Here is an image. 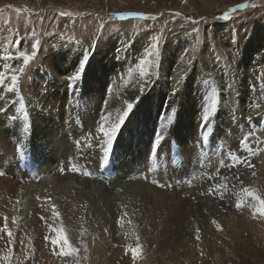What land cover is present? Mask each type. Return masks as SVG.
<instances>
[{"label": "rangeland", "instance_id": "374dc122", "mask_svg": "<svg viewBox=\"0 0 264 264\" xmlns=\"http://www.w3.org/2000/svg\"><path fill=\"white\" fill-rule=\"evenodd\" d=\"M118 1L122 5L118 6L115 0H106L110 9L112 8L111 10L106 8V10L101 0H96L99 4L98 8H92L88 3L90 7L85 4L84 9H78L73 3L71 5L64 0H0V76L9 77L14 70H17L15 63L12 60H7L8 56L19 58L21 52L31 56L33 43L38 42V49L43 45L46 48L48 41L55 36L78 42L75 43L77 46L82 41L90 43L89 47L92 46L93 49L92 52H87V63L78 81L74 83L69 81L68 83L65 79V82L63 80L54 82L53 76L48 74L49 84L46 87H49V90L44 92H38L39 88L34 87L35 84H32L31 81L33 72L38 76H43L46 73L43 65L39 66L40 54L37 56V49V55L30 61L20 78L19 93L24 109L11 111L10 114L0 112V124L2 123L1 125L6 127L7 136H10L16 143L24 145L23 158L29 160L30 168L32 166L41 168L43 164L48 163L47 160L49 162L51 160L49 164L54 165L56 162L52 163V161L57 158L56 152L61 148L63 153L61 156L66 158L64 160L66 163L60 164L58 168L55 166L54 169L56 171L57 168V173L62 177L69 178H67V182H58L53 179L57 178V173L46 172L45 178L42 176L41 179L40 176L34 178V175H31L33 178H30L29 183L20 186L24 189L28 188L31 194L27 195L21 189L19 191L21 196L17 197L15 209L13 210L12 202L9 208L2 211V214L13 216L12 220L15 218L14 226L17 231L23 234L25 240L27 239L26 243L30 237L39 235L50 248L63 244V240L57 244L52 243V240L57 238V232L53 229H62L64 240L75 239L77 240L75 242L79 243L85 242L88 235L96 233L95 236L111 249L115 256L113 258H117L115 264H119L122 258L133 254L132 249L127 247L129 241L142 244L145 237L150 238V234L145 233L146 227L157 229L165 216H171L178 200H183L185 204L182 203L184 204L182 206L185 210H189V204L196 201L195 193L198 190L203 192L205 189L203 194L209 199L205 203L228 202V204H236L240 197L236 189L238 186L240 189L244 188L242 177L244 173L250 171L247 168L250 167V164L248 166L241 165L242 167L239 165L229 166L230 168L221 172L219 178L205 174L206 176L201 175L199 179H196L198 173L194 170L193 173L189 172L183 176V179L186 177L194 179L195 185L192 184L193 186L187 189L190 193L178 196L175 193L177 191L171 192L172 188L164 180L165 167L161 165V162H165L164 152L169 148L167 142L173 140L167 141L164 138L165 141L162 140V143L156 146L153 145V140L156 134L162 131L166 133V137L170 133L168 125L171 123L175 125V128H178L181 121L179 127L184 126L182 118L185 116L183 115L182 118L179 116V101L176 97L167 103L166 108V105H162L161 113L151 121L149 112L145 118H142L140 112H132V110L115 139L109 162L103 165L101 162V145L103 143L99 141L101 136L98 132V135L95 134L91 128L99 127L101 116H110L111 105L125 101V99H120L122 91H128L136 83L134 80H130V77L133 76L132 79L134 76L139 77L137 64L144 55L140 47L146 40V37L136 38L134 44L136 52L132 55L131 61L126 56L119 54L123 48H118L116 37L107 39L111 34L125 32L133 33L135 37L138 34H144L147 35L149 42H153L154 38H159L160 55L157 58V63L151 69L150 78L154 77L157 70L163 65L168 69L177 62L187 64V61L193 57H202L204 61L206 60L205 63L212 70L204 75L207 80L205 90L196 92L199 98L194 110L198 121V132L189 133L184 128L182 133L186 131L188 138L191 141L198 140L199 144L204 136L208 142L207 137L210 135L209 149L215 150L218 156L219 151L224 153L231 151L237 154L247 152L246 154L253 159L257 173L264 172V107L252 116L255 121L254 123L251 121V124L244 120V116L240 113L248 106L247 111L249 112L257 109L254 107L256 105L254 102H252L253 105L248 104L247 97L249 95L255 98V102H259L260 99V104L262 100L264 102V0ZM241 4L248 5V7L238 8L237 6ZM234 8L235 11H230ZM187 9L188 11H186ZM225 12H230V19H221ZM61 13H71V15H61ZM128 13H143L145 18L132 15L120 18L121 14ZM176 13L180 15H176ZM151 17H155V19ZM160 18L164 20L162 22L163 32L159 23ZM220 25L221 28L216 29V26ZM207 28L211 37L209 50L202 46L203 32ZM223 32L226 35L222 37ZM99 42H105V44L101 46ZM166 43H169L170 47L175 50V52L173 51L174 56L169 60L165 59L163 51L160 50V45L164 49ZM231 43H234L235 47L230 55L227 48ZM250 47L252 50L248 56L245 48ZM245 56L249 57L248 61L244 60ZM136 77L135 79H137ZM157 79L156 75L153 83ZM160 88H163L162 84ZM101 89H103V98L99 100V106L96 108L94 104L98 94L102 91ZM145 91H148V88ZM124 94L130 95L127 92ZM144 96L146 97V95ZM74 101L81 104L77 107L78 109L72 107ZM169 107L176 110L175 113L173 112L176 114L173 120L171 119L172 112L168 113L171 116L168 115L167 118L166 110ZM58 108H63L67 115L65 117L60 115L58 117H62L59 119L56 115ZM165 111L166 114L163 115ZM205 114L208 115L207 124L210 125V129L206 132L207 124L202 123ZM1 115H5V117L8 115V117L3 119ZM79 116L83 121L84 117H91L92 121L90 123H74L75 119L80 118ZM156 118L159 122L163 119L167 123L164 121L163 126L155 124L154 128L153 123ZM135 121H140L137 141H123V137L130 130L129 128L132 130L133 126V129L134 127L136 129ZM147 124H151L150 129L147 128ZM64 127L67 128L66 146L59 137L60 129H64ZM54 132H58L59 135H55ZM33 135L37 137L32 138ZM246 135L250 150L244 149L241 145V141ZM205 144L208 147L209 142ZM13 148L7 155L9 160L17 159L18 152L13 151ZM34 149L38 152L35 155L31 154ZM213 161L215 160L213 159ZM22 164L23 162L19 163L21 166ZM18 168L17 164L15 167L7 169L2 166V161H0V177L5 173L14 175ZM24 169L25 167H23ZM44 170H46L45 167ZM34 172L33 170L29 173ZM241 174L243 175L241 176ZM85 182H88L89 186H86ZM217 186H222L219 191H215ZM9 187L15 193L14 187L11 185ZM225 187H232L237 192L235 197L231 196L233 193H226L223 189ZM211 189L213 194H209ZM165 192L168 196L172 194L174 196L165 200ZM220 192L223 194V198H221ZM22 193L27 197L22 196ZM74 194L78 201L84 197L86 203L84 200H81L80 203L72 201L70 196ZM144 194L151 196L154 201L152 203L155 205L152 219H148L144 214L142 207ZM200 198L203 201L206 197ZM246 199V203L253 201L251 197ZM198 214V216L195 213L188 216L192 221L190 227L193 226L191 232V229L187 231L188 239L201 245H193L197 252L196 256L202 257L203 253V258H200L201 261L196 264H208L207 260L215 252L213 249L210 252V248L205 246L208 241L206 232L207 229L213 228L211 230L214 232L210 230L213 232L212 234L218 235L219 229L213 225L221 224L216 220V213L213 210L208 211L205 205L201 206ZM31 215L35 216L37 223L31 224ZM193 219H195V223H193ZM205 226L207 229L204 228ZM197 229L199 230V240L196 239ZM243 239H246V243H248L246 247H249L251 257H254L258 264H264V240L251 232ZM229 246L227 245L225 248H229ZM225 248L224 251H227ZM176 250H179L180 260L182 257V260L186 259L182 253L183 249L176 248ZM77 257L80 264L86 263L83 252H80ZM23 261L25 262L26 259ZM9 264H23V262Z\"/></svg>", "mask_w": 264, "mask_h": 264}, {"label": "bare ground", "instance_id": "6f19581e", "mask_svg": "<svg viewBox=\"0 0 264 264\" xmlns=\"http://www.w3.org/2000/svg\"><path fill=\"white\" fill-rule=\"evenodd\" d=\"M102 1L104 3V4L102 3L104 9L106 8L110 9L106 0H101V2ZM64 2L71 4V5L73 3V5L78 9H84L85 8L84 5L85 4L88 5V3L91 5L92 8H96L97 5H99L98 2H96V0H64ZM115 3L118 4V6H120L121 4V2H119L118 0H115ZM186 11H188V9ZM162 22H164V20L160 18L159 23L162 28L161 31L163 32ZM219 28H221V25L216 26V29H219ZM221 35L223 37L226 35V33L223 32V34ZM113 37H116L117 39L118 48L119 47L123 48V51L119 54L126 56L127 59H130L131 61L133 59L132 55L136 52V50L134 49L136 38L142 39L146 37L145 43H143L142 46L140 47V49L143 50V53H145V50H147L151 44V42L148 41L147 35H144V34L143 35L138 34L135 37L133 36V33L119 32L118 34H111V36H109L107 39L109 40ZM203 38H204V42H202V46L203 48L206 47L209 50L211 47V39H210L211 37H210V32L208 28L204 30L203 32ZM122 40H124V42H122ZM75 43L77 44L78 42L55 36L54 38L48 41V45L46 48H44L45 47L44 45L40 46V48L38 49V55H37L39 56L40 54L39 66L43 65V68H45L46 73H44L43 76H38L37 73L33 72L32 79H31L32 84L33 83L35 84L33 86L39 88L38 92L40 91L44 92L45 90L46 91L49 90V87H46V85L49 84L47 81L48 74L53 76L54 82L56 80L58 82H60L61 80L65 82V79H66V81H68L69 83L70 81L69 77L75 74L78 67L81 66V61L85 60L87 62V57H88L87 52L89 51L90 53L93 51L92 46L89 47L90 43H86L83 41L79 42L78 46L75 45ZM104 44L105 42H99V45L101 46H103ZM23 45H25V43H23ZM160 46H161L160 50L163 51L162 54L166 60H169L174 56L175 50H173L170 47L169 43H166L164 45V47H166L164 49L162 45ZM234 47H235V44L231 43L230 47L227 48L230 55L234 51ZM252 47L245 48L247 52L246 54L248 56H249L250 51L252 50ZM248 56L244 57L245 61H248V58H249ZM7 60H12L13 63H15L17 70L23 65L22 57L20 56L19 58L8 56ZM191 60L193 61L191 64L189 63L182 64V62H179V63L177 62V64H175L174 66H170L168 69L164 67L163 65L160 67V69L157 70L156 72L157 74H155L154 77H151L144 81H140L139 77H136V76H134V79H132L133 76L130 77V80H134L136 83L128 91L123 90L120 99H125V101H130L134 103L135 106L132 112H140L142 118H145V116L149 112L150 118H151L150 121H151L153 120L152 118L157 117L158 114L161 113L162 108H163L162 105L164 106L166 105L165 106L166 108L167 103H169L172 99H175L177 97L179 101V116L181 118L183 115L185 116V118H182L184 121V126L179 127L181 125V121H180V125L178 126V128H175V125L171 123L168 125L169 126L168 129L170 133L166 137H165L166 133H164V131L161 132V134L163 135L165 139H167V141L169 139L173 140V141H168L169 143L167 142V146L169 148L166 152H164L165 162L164 161L161 162V165L165 167L164 180L166 181V184H168V186L172 188L171 192L177 191L175 193L178 196H181L182 194L184 195V194L190 193V191H188L187 189L195 185V183L193 182L194 179H191L190 177H186L185 179H183V176L184 174H188L189 172L191 173L194 170H196L195 172L198 173V178L196 179H199L201 175L203 176L205 174L214 175L216 178H219L220 174H222L221 173L222 171L230 168L229 167L231 163L230 155L235 154L241 159L247 161V164H239V166L241 165L248 166V164H250V167H247L248 169H250V171L247 170L248 172L246 173L242 172L244 173V175L241 174V176L243 175L242 181H244V184H245L243 187L253 189L257 194H259L260 196H262V198H264V172H262V174L257 173L254 167L255 165H254L253 159H251L250 155L246 154L247 152H242V153L240 152L237 154L231 151L227 153H224L223 151H219V156H218L217 153H215V150L211 151L209 149L210 148V140H209L210 135L207 137L208 142H209L208 147H207L205 143H208V142L205 139V136H204V139L202 138L200 140V144H199L198 140L191 141L190 138H188V134L186 133V131L182 133L184 128H186L187 132L189 133L198 132V121L195 117V110H194L195 106L198 104V102L196 101L199 98L196 92H199V91L203 92L205 90V82L207 80L205 79L204 75L205 73H208L212 70V68L207 63H205L206 60L204 61L202 57L201 58L193 57L191 58ZM17 75H19L20 78L22 76V74H20L19 72H17ZM156 75L158 79L155 81V83H153ZM84 76L86 75L84 74ZM135 77L137 79H135ZM4 79H5L4 84H0V107L6 110L4 111V113L6 112V114H10L11 111H16L18 109L22 111V109H24V105L21 101L19 90L16 93L8 92L7 85L10 84L11 81L8 77H4ZM177 81H179L178 84H177ZM40 82H41V86H40ZM20 84L21 83L19 81V88H20ZM161 84L163 86L162 89L160 88ZM141 87H143L144 89L143 91H140ZM146 88H148V91H145ZM173 89H176L175 96H172ZM101 90L102 91L100 94H98L97 98L95 97L97 99V101L94 104L96 108H98L99 106V100L103 98V95H102L103 89ZM125 92L129 93L130 95L129 96L125 95L124 94ZM144 95H146V97ZM136 99L138 100V102H136ZM254 100L255 98L252 97L251 95L247 97L248 104L250 103L251 105H253L252 102H254V104L256 105L259 104V108L254 109V111L249 112L247 111V109H249V106H248V108L242 109L240 111V113H242V115L244 116V120L248 121L249 124H251V121L252 123H254L255 120H253L252 116L256 114L257 112H260V108L263 109L264 107L263 100L261 104L259 103L261 99L260 101L258 100L259 102H255L256 100L255 101ZM125 101L118 102V103L111 105L110 116H106V117H109V120L106 121V123L110 124L114 122L117 119V117L120 114H122L123 110L126 107ZM73 103L74 104H72L73 105L72 107L75 109H78L77 107L81 106L79 102L74 101ZM149 108H150V111H149ZM166 111H167V118H168V115L169 117L171 116V114H168L169 112L170 113L176 112L175 108L172 110V107H169V109ZM166 111L163 113V115L166 114ZM174 113L171 118L172 120H173V117L176 115ZM56 115L57 117L60 115L65 117L67 115V112L63 108L62 109L58 108L56 111ZM1 116H3L2 117L3 119L4 118L7 119L6 117H8V115H6V117L5 115H1ZM61 117H58V118L61 119ZM249 117H251V119H249ZM90 119L91 117H84V121H83L80 117L78 119H75L74 123L76 124H80L81 122L90 123V121H92ZM164 121L162 119V121L159 122L157 121V118H156V121L153 123L154 124L153 127L155 128V124L156 125L160 124L163 126ZM139 122L140 121H135L136 129L135 127L133 129V126L131 125L132 130L131 128H129L130 130H128L125 137H123V141H135V142L137 141L138 132H139ZM100 123H101V120H100ZM1 124H0V161H2V166H4L7 169H10L11 167H15L18 164L19 168H18V171L14 173V175L5 173L3 174L2 177H0V208H1L0 209V229L3 228L4 223H5L4 218L7 217V225H8V228L12 232V240L10 243L7 233L0 231V255L9 256V260L7 262L0 260V264H9L11 262L13 263L23 262V264H80L78 257H77L78 254H80V252H83L85 256V260H86L85 264H115V261L117 258H113L115 256L112 253L111 249L107 247L105 244H103V242H101L100 239H98L95 236L96 233L95 235L92 234L88 236L86 234L87 237L85 239V242L83 243L75 242L77 241L75 239L72 241L71 240L67 241V244H65L63 247V251L67 254L60 255L59 253L61 252V245L55 246V248H50L47 245V243L39 235L33 236L32 238L30 237L28 239L29 240L28 243H26L27 239L25 240L23 234L17 231L14 226V223L12 220L13 216L11 215L7 216L5 213L2 214V211H4V209L6 210L7 208H9L12 202H13L12 205L14 206L13 210L15 209V204L18 201L17 199L21 196L20 195L21 193L19 192L21 189L23 190V192L25 191L27 195L31 194L28 191V188L24 189L20 187L23 184L27 185V183H29L30 178L31 179L33 178L31 175H34V178L40 176L39 178L41 179L42 176L43 178H45L44 176H46V172L55 174L57 173L58 166H60V164L62 163H66L64 162L66 158H63L61 156L63 153H62L61 148H59L56 152L57 158H54L56 160L53 159L52 161V163L56 162L54 165L49 164L51 163V160L50 162L47 160L48 163L43 164L41 168L40 167L37 168L34 166L30 168L28 166L29 160L28 159L24 160L23 158L22 149L24 145L16 143V141L10 138V136H7L8 131L6 130V127H4ZM151 124H147L148 129L151 128L150 126ZM206 127L207 128L205 132L210 129V125L207 124ZM97 128L98 127L95 126V127H92L91 130L95 132V134L98 135ZM60 130L61 131H60L59 137L60 139H62L64 146H66L65 133L67 132V128L64 127V129H60ZM54 133L55 135H59L58 132H54ZM35 136L36 135H33L32 138H35ZM6 138H9V139L6 140ZM165 139L163 140L165 141ZM86 141L87 140L85 139V142ZM99 141H101L102 143L104 142L102 139V136L99 138ZM12 148H13V151L15 150L18 152L17 154V159L19 161L18 163H17L16 158H15L16 160H13L12 158H11L12 160L7 159V155L12 151ZM88 151H89V148H88ZM160 152L162 153V150H160ZM37 153L38 152L36 149H34V151L31 152V154L33 155ZM96 153L98 152L96 151ZM213 159L215 161H213ZM22 162H23L22 166L19 165V163L21 164ZM225 165H228V166H225ZM55 166L57 167L56 171L54 169ZM23 167H25L24 170H23ZM44 167L46 170L43 171ZM28 168L31 172H33V170L35 172L32 174L27 173L26 169ZM253 173H255V175H253ZM67 178H68L67 176L62 177L61 175L57 173V178H53V179H56L58 182H62V181L67 182L69 179ZM216 182L218 181L216 180ZM10 185L14 187L15 193L11 191L12 189L9 187ZM85 185L89 186L88 182H85ZM232 187H235V186H232ZM232 187H225L223 189L226 191V193L227 192L229 194L233 193L231 196H234V197L237 194V192L239 196L244 195L242 193L243 188L240 189L238 186L236 189L237 191L236 192L235 190L232 189ZM107 191L110 192L109 190ZM203 192L201 190L196 191L195 193L196 201L195 203L189 204L190 206L189 210L184 209L182 205H184L185 203L183 200L180 199L181 201L180 200L177 201L178 202L177 206H175L174 210L171 213V216L168 215L169 217H167L164 215L165 216L164 220L160 222L159 227L157 229L155 228L153 229L152 227H146L145 233L150 234V238L145 237L142 241V244H139V243L135 244L134 242L129 241V244L127 245V247L129 246L128 248L130 249L139 248V252L135 257L133 254H131L129 256L122 258L119 264H196L197 262L201 261L200 258L201 259L203 258V255H202L203 253L201 254L202 257H198L195 255L197 252L193 248L194 244L197 246H201V245L197 243L196 241L195 242L192 241L193 242L192 243L191 240L188 239L187 231L191 229L190 230L191 232L193 230L192 228L193 226L190 227L192 221L190 220V218H188V216L193 213H195L198 216L199 215L198 212L200 211L202 205H205L208 211L213 210L216 213V220L222 225V227H220L219 229L218 235L212 234L214 231L211 229L213 228H210L208 230L206 226L204 227L207 229L206 233L208 235V236L205 235L207 236V239H208L206 243L204 242L206 244L205 246L210 248L209 250L210 252L212 249L215 252V254L213 256H210V259L207 260V263L208 264H218V263L220 264H231V263L233 264H258L256 259L254 257H251V251H249V247H246L248 243H246L247 242L246 239H243V238H246V235L249 232H251L252 234L264 240V216L256 212L255 209L252 207L246 206V207H242L241 209H237L234 203H231V204H228V202L227 203L221 202V204L218 202H215V203L211 202V204L205 203L209 199L207 198V196L203 194ZM27 195L24 196V194L22 193V196L24 197H27ZM74 195H71L70 197L72 201L77 202L78 199L76 197V194ZM170 196L173 197L174 195L172 194ZM170 196H168L166 192L164 193L165 200H168ZM200 197H206V198L203 199L202 201L201 200L202 198ZM12 199L14 200L10 201ZM80 199L85 201L84 197ZM142 200H143L142 207L145 212L143 213L147 215L148 219H152L153 209L155 208V205L152 204L154 203L153 198L147 194H144L142 196ZM80 201L78 202L80 203ZM252 203H257V202L252 201V202H249L248 204H252ZM195 218L197 219V217ZM193 220H194L193 223H195V219ZM30 221H31V224L37 223L34 215H31ZM153 223H154V220H153ZM215 225L216 224H214L213 226L215 227ZM210 230L213 232H211ZM245 233L246 235H244ZM227 245H230L229 248H225V246ZM176 248L183 249L182 253L184 254L186 259L182 260L183 259L182 257V259L180 260L179 250L177 251ZM224 248L227 251H224ZM72 249H75V252H72L71 251ZM25 259L26 261L24 262L23 260Z\"/></svg>", "mask_w": 264, "mask_h": 264}, {"label": "snow or ice", "instance_id": "6c2138e0", "mask_svg": "<svg viewBox=\"0 0 264 264\" xmlns=\"http://www.w3.org/2000/svg\"><path fill=\"white\" fill-rule=\"evenodd\" d=\"M238 8H245L248 7V5L241 4L237 6ZM236 9H231L230 11H235ZM19 11V10H17ZM61 15H71V13H61ZM127 15H132V16H138L141 18H145V14L143 13H128V14H121L120 18H125ZM176 15H180L179 13H176ZM152 19H155V17H151ZM221 19H230V12H225ZM37 49H38V42L33 43L32 45V55H28L27 53L21 52L20 56L22 57L23 65L18 69L14 70L12 74L8 77L11 81L10 84L7 85V91L11 93H16L19 90V81H20V76L17 75L16 73L19 72L20 74H23L25 71V68L29 65L30 61L34 59V57L37 55ZM160 55L159 51V38H154L153 42H151L150 47L145 50V53L143 57L139 60L137 64V69H138V74L141 79V81L147 80L151 76V69L152 67L157 63V58ZM193 61L189 60L187 63L191 64ZM86 61L82 60L81 61V66L78 67L77 71L75 74L71 77H69L71 82L78 81L82 74H83V69L86 66ZM5 79L3 76H0V84H4ZM179 81H177V84ZM143 87L140 88V91H143ZM176 94V89H173L172 96H175ZM136 102L138 100L136 99ZM125 109L123 110L122 114H120L117 119L108 124L106 121L109 120V117L101 116V123L99 124V127L97 128V132L101 134L102 139H103V144L101 145L102 149V157H101V162L103 165H106L109 162V158L113 149V145L115 143V139L124 125L126 119L130 115L131 111L133 110L135 104L130 102V101H125ZM254 107L259 108V104L254 105ZM6 111L4 108L0 107V112ZM251 119V117H249ZM208 122V115L205 114L202 120V123L207 124ZM164 139L163 135L158 132L155 136V139L153 140V145L156 146L159 143L162 142ZM241 145L244 149H249V144H248V136L246 135L244 139L241 141ZM250 150V149H249ZM230 166L231 167H236L239 164H247L246 160L241 159L235 154L230 155ZM228 166V165H225ZM255 175V173H253ZM238 179V177H237ZM222 186H217L215 191H219V188ZM242 193L244 195H241L235 204V207L237 209H241L242 207H252L255 209L256 212L260 213L262 216H264V198H262L260 195H258L253 189L251 188H243ZM209 194H213V191L210 190ZM251 197L253 201L257 203H252L248 204L246 203V198ZM221 198H223V194L221 193ZM258 204V206H257ZM56 215H59L56 213ZM5 223L2 229L0 231L6 232L8 237H9V242L11 243L12 240V232L8 228L7 225V217L4 218ZM43 219V217H41ZM13 223H15V218H13ZM213 223H216L213 221ZM217 229H220V225L216 224ZM53 231L57 232V238L52 240L53 244H57L61 240H63V244H61V252L59 253L60 255H66L63 251L64 244H67V241L63 239V234H62V229H53ZM199 230L197 229V235L196 239L199 240ZM72 252H75V249L71 250ZM134 257L138 254L139 248L132 249ZM0 260H3L7 262L9 260L8 255H0Z\"/></svg>", "mask_w": 264, "mask_h": 264}]
</instances>
